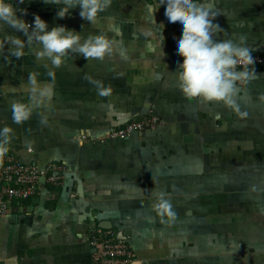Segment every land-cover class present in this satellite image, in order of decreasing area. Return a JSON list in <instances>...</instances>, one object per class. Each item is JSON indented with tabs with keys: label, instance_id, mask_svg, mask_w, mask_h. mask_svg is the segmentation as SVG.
Returning <instances> with one entry per match:
<instances>
[{
	"label": "crops",
	"instance_id": "obj_1",
	"mask_svg": "<svg viewBox=\"0 0 264 264\" xmlns=\"http://www.w3.org/2000/svg\"><path fill=\"white\" fill-rule=\"evenodd\" d=\"M207 2L219 10L216 22L226 30L216 39L243 36L252 52L264 53V0ZM154 5L113 0L102 15H114L121 27L113 34L118 50L104 60L70 52L56 69L50 106L21 124L13 122L11 105L27 101L29 73L49 79L51 63L35 58V41L20 59L7 46L0 52V128L12 129L8 150L43 169L52 162L67 166L60 186H46L42 196L0 216V256L14 254L18 264H96L87 236L101 226L125 232L134 261L142 264H264V68L255 67L254 74L248 69L251 78L239 84L238 110L189 100L177 79L183 57L173 54L179 29L165 25ZM60 6L23 0L16 7L30 24L39 14L50 27L75 29L81 42L97 31L79 8L58 18ZM153 27H161L157 59L159 49L147 53L140 35ZM13 31L0 28V43ZM121 47L127 56L119 54ZM89 78L111 84L112 94L98 95ZM149 109L162 120L154 129L104 143L82 138L102 136ZM42 116L47 123H40ZM162 192L176 213L171 224L153 208Z\"/></svg>",
	"mask_w": 264,
	"mask_h": 264
},
{
	"label": "clouds",
	"instance_id": "obj_2",
	"mask_svg": "<svg viewBox=\"0 0 264 264\" xmlns=\"http://www.w3.org/2000/svg\"><path fill=\"white\" fill-rule=\"evenodd\" d=\"M44 3L62 5L56 13L60 19L69 16L70 10L79 8V16L96 26L97 31L81 42L82 35L75 29L63 24L50 27L49 22L39 14L34 16L30 24L18 15L21 11L11 0H0V28L6 26L14 30L3 37L0 52L7 46L8 54L20 59L26 54L27 46L35 41L39 45L35 58L47 59L51 63V68L46 72L49 78L47 81L39 79L36 72L28 74L24 88L27 101H17L11 105L12 120L16 124L29 120L37 109L50 106L55 96L56 69L64 64L70 52L78 53L87 60H104L118 50V41L113 34H119L121 27L114 15H102L111 8L113 0H44ZM154 9L162 10L161 20L165 25L179 29V39L173 42V54L183 57L182 62L177 61V79L185 97L189 100L219 101L238 110L237 97L241 91L239 84L251 78L248 66H253L252 74L256 72L254 66L257 62L252 50L246 45L245 37L241 36L237 40L216 39L218 34L226 30L216 22L221 13L214 10L207 0H159ZM152 21L153 25H160L155 23L153 17ZM105 22L106 28H101L100 25ZM160 28L141 29L140 32L147 40V53L156 55L159 49L156 59L162 55V39L158 35ZM16 32H22L23 36L16 35ZM119 54L127 56V49L119 48ZM238 65L245 71H238ZM89 82L102 97L110 96L113 92L111 84L106 86L103 81L92 78H89ZM40 123H47V117L42 116ZM11 133L9 126L0 128V155L7 152ZM157 200L158 203L153 204L154 210L162 218V222L171 224L176 213L172 210L170 201L163 192ZM165 216L167 220L163 219ZM0 264H18V258L14 254L0 256ZM132 264H142V261L135 260Z\"/></svg>",
	"mask_w": 264,
	"mask_h": 264
},
{
	"label": "built area",
	"instance_id": "obj_3",
	"mask_svg": "<svg viewBox=\"0 0 264 264\" xmlns=\"http://www.w3.org/2000/svg\"><path fill=\"white\" fill-rule=\"evenodd\" d=\"M22 1L11 0L15 7ZM151 1L159 2V0ZM252 54L257 61L254 67L264 68V53L252 52ZM252 67L248 66V69ZM240 69L244 68L238 65L237 70ZM161 121L154 110L149 109L148 114L140 120H133L102 136L92 137L83 134L82 138L93 143H104L110 138L130 137L147 127L154 129ZM66 170V165L57 162L50 163L44 169L40 168L36 164L23 162L13 152L7 150L0 155V216L8 214L14 204L19 205L30 198L42 196L46 186H60L64 181ZM87 239L96 264H132L134 261L135 253L125 232H117L112 227L97 226L90 229Z\"/></svg>",
	"mask_w": 264,
	"mask_h": 264
},
{
	"label": "water",
	"instance_id": "obj_4",
	"mask_svg": "<svg viewBox=\"0 0 264 264\" xmlns=\"http://www.w3.org/2000/svg\"><path fill=\"white\" fill-rule=\"evenodd\" d=\"M141 118H139L138 120H140ZM43 180H44V178H43Z\"/></svg>",
	"mask_w": 264,
	"mask_h": 264
},
{
	"label": "rangeland",
	"instance_id": "obj_5",
	"mask_svg": "<svg viewBox=\"0 0 264 264\" xmlns=\"http://www.w3.org/2000/svg\"><path fill=\"white\" fill-rule=\"evenodd\" d=\"M157 4H158V2H157Z\"/></svg>",
	"mask_w": 264,
	"mask_h": 264
}]
</instances>
